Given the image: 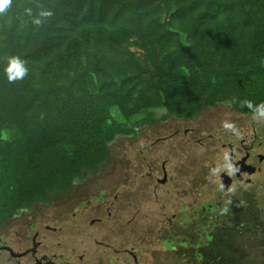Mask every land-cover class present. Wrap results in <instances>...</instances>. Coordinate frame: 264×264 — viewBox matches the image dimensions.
<instances>
[{"label": "trees", "instance_id": "obj_1", "mask_svg": "<svg viewBox=\"0 0 264 264\" xmlns=\"http://www.w3.org/2000/svg\"><path fill=\"white\" fill-rule=\"evenodd\" d=\"M41 9L53 16L37 26ZM13 55L29 72L9 83ZM245 100L264 101V0H12L0 16V230L71 196L119 138L215 104L252 115Z\"/></svg>", "mask_w": 264, "mask_h": 264}, {"label": "rangeland", "instance_id": "obj_2", "mask_svg": "<svg viewBox=\"0 0 264 264\" xmlns=\"http://www.w3.org/2000/svg\"><path fill=\"white\" fill-rule=\"evenodd\" d=\"M130 49L139 55L143 54L136 47ZM111 111L117 116L114 108ZM152 112L158 118L163 109H154ZM225 120L234 122L240 132L234 143L235 158L239 157L238 140L241 137L245 146L254 143L253 154L264 155V124H258L253 118L241 117L226 104H215L202 110L193 119L169 118L144 126L137 138H119L111 148L113 161L78 187L76 200L56 202L49 207L36 204L29 215L23 213L11 219L2 227L1 234L10 236L16 230L24 232L29 222L35 223V228L40 224L53 226L62 222L64 226L58 233L41 231L50 234L51 242L47 245L49 249L53 245L57 253H85L89 256L94 247L91 237L96 236L98 240L116 245L120 250H133L137 261L124 251L114 255L109 248H100L110 260L123 257L124 264H264V160L259 162L255 173L248 175L249 182L245 181L244 174L239 181L232 179L231 186L235 187V193L226 190L220 204L214 205L215 213L208 215L204 212L200 215V226L184 229L180 224V204L190 210L191 204L197 201L218 200L215 196L220 177H213L210 173L211 169L223 163V155L228 153L227 149L221 147L222 140L216 144L214 142V139L227 132L222 127V121ZM187 129L191 130L189 143L183 141V130ZM175 130V136L156 142L157 138ZM208 133H213L214 138H208ZM0 137L11 139V134L4 131ZM198 137H205L204 144L195 143L194 139ZM163 161L168 179L159 184L156 178L162 177L160 164ZM166 191H170L171 206L164 209ZM98 195L101 199L96 200L95 196ZM115 195L124 198L120 212L125 216L124 220L130 218L129 225H122L120 239L115 234V229L119 228ZM77 200L89 203L84 207L85 216L77 222L85 218V222H92L94 216L104 224L103 228L95 230L88 227L77 231L69 228L67 220L56 221L58 216L68 215ZM229 200L230 204L227 203ZM225 206L230 209L243 206L246 210H236L229 216L221 214ZM172 213L176 217H172ZM164 215L172 218V224L166 228L160 221ZM210 220L215 226L210 224ZM205 235H210L209 241L205 240ZM165 239L170 243L167 248L163 242ZM58 240L60 242L57 244Z\"/></svg>", "mask_w": 264, "mask_h": 264}, {"label": "flooded vegetation", "instance_id": "obj_3", "mask_svg": "<svg viewBox=\"0 0 264 264\" xmlns=\"http://www.w3.org/2000/svg\"><path fill=\"white\" fill-rule=\"evenodd\" d=\"M241 117L244 118H252V115H241ZM177 130L173 131L169 135H166L164 137H159L156 139V142L161 139H167L169 137H173L176 135ZM222 132V131H221ZM191 133L190 129L183 130V141L186 143H189V134ZM208 138H214L213 133L207 134ZM224 137V138H222ZM204 138L205 137H198L194 139L195 143L197 144H204ZM218 140H222L221 147L224 149H227L228 153L231 155L233 163L236 164L240 171L233 175L232 177H229L226 173H221L220 181L222 179V182L226 183L225 187L231 186L232 179L235 181H239L242 179L243 174L244 179L246 182L250 181V178L248 175H251L255 173L258 170L259 162L264 160L263 154L255 155L252 153L254 143H250L248 146H245L244 139L241 137L238 140V144L240 146L239 157L235 158L236 156V150H235V144L236 143V135L232 134L231 132H226L223 134V136H218L216 139H214L215 144L218 143ZM162 177L156 178V181L159 184L167 182V170L165 168V162L163 161L160 164ZM147 174H150V172H147ZM86 183V181L84 182ZM83 183V184H84ZM83 184L78 185L82 186ZM156 185V184H155ZM72 193L71 196H69L64 200H70L75 199L76 200V194L78 192V188ZM226 191V190H225ZM225 191H220L219 187L216 189V198L218 197V200L210 199L211 201L206 202H195L191 204L190 210L184 209L183 204H180V214H182V218L180 219V224H182V228H188L191 227L193 229V226H200L201 223V217L200 215L204 214V212H207L208 215L215 213V204H220V199L223 196V193ZM188 191H186L187 193ZM104 192L102 191L101 194ZM96 200L101 199L100 195L95 196ZM114 199L117 200V221L118 227L116 228V236L119 237V239L122 237V225H129L130 218L128 220H124V215L121 212V208L124 205V198L121 196H114ZM159 199V198H158ZM58 201V202H61ZM102 202V201H101ZM233 202V201H232ZM56 203V202H54ZM53 203V204H54ZM76 206L70 210L69 214H62L60 217L56 219V221H68L69 228L72 230H85L90 227V229L100 230L103 228L104 224L100 222L96 217H92V222H85V219L81 220L80 222H77L81 219L82 216H85L84 207L89 204L87 201L82 202L80 200H77L75 203ZM74 204V205H75ZM102 207V204H99ZM119 205L121 207H119ZM171 206V196L170 191H166L164 193V203L163 208L166 209L167 207L170 208ZM49 207V206H48ZM228 207V214L234 213L236 210L238 211H244L245 208L243 206L238 207H232L231 209ZM86 209V208H85ZM246 210V209H245ZM31 213V212H30ZM30 213H26V215H29ZM246 213V212H245ZM134 215V214H133ZM133 215L131 217H133ZM176 214L172 213V217H174ZM245 215V214H244ZM176 217V216H175ZM211 219V218H210ZM231 220V219H229ZM228 220V221H229ZM97 221V222H96ZM162 222L163 228H166L167 225L172 224V218L167 217L164 215L162 219L160 220ZM165 224V225H164ZM210 224L212 226H215V223L210 220ZM35 223L29 222L27 224V229L24 230V232H19V230L14 231L13 235L6 236L5 234H1L0 232V264H91V261L93 264H124L123 263V257H115V259L110 260V258L104 256L103 249H100L101 247L104 249H110L114 255L121 253L124 251L127 254H130L134 261H137V255L134 253L133 250L129 248H123L120 250L119 248H116V245H112L111 243H104L103 241H100L97 239L96 236L91 237L94 247H92L91 252L89 256H86L85 253L73 255V254H64V252L57 253L54 250V247L52 245V248L49 249V244L51 242L50 234L41 232L43 230L45 231H54L55 233H58L64 226V223H58L53 226H49L46 224H40V226H37L35 228ZM12 234V233H11ZM205 240H210V235H205ZM168 240H163L165 248L170 246V243L167 242ZM60 241L58 240L56 243L58 244ZM92 253V254H91ZM199 256V254H197Z\"/></svg>", "mask_w": 264, "mask_h": 264}, {"label": "clouds", "instance_id": "obj_4", "mask_svg": "<svg viewBox=\"0 0 264 264\" xmlns=\"http://www.w3.org/2000/svg\"><path fill=\"white\" fill-rule=\"evenodd\" d=\"M11 5H12V0H0V16L5 15L8 12ZM25 11L29 16L32 15L31 8H28ZM52 16H53V11L51 9L48 10L41 9L38 16H36L32 22L35 25L40 26L43 24L44 19L51 18ZM25 65H26V61L21 59L17 55H13L8 58V63L5 68V72L9 83H14L17 80H23L28 75L29 69ZM242 105L247 107L251 111L252 118L255 122H257L258 124H264V101L254 104L250 100H245L242 101ZM222 127L226 131L231 132L234 135L237 136L240 135L238 126L232 121H228V120L222 121ZM239 171L240 169L236 164L233 163L231 155L225 152L223 155V163L211 169L210 175L213 177L216 176L221 177V173H226L229 177H232L233 175L237 174ZM218 187L220 191L227 190L228 192H231L233 194L236 191L234 186H228L226 188L224 183L222 182V179ZM227 203L230 204L231 200H229ZM228 210L229 209L227 206L223 207L221 209V214H226Z\"/></svg>", "mask_w": 264, "mask_h": 264}, {"label": "water", "instance_id": "obj_5", "mask_svg": "<svg viewBox=\"0 0 264 264\" xmlns=\"http://www.w3.org/2000/svg\"><path fill=\"white\" fill-rule=\"evenodd\" d=\"M225 185H226V183H225Z\"/></svg>", "mask_w": 264, "mask_h": 264}]
</instances>
